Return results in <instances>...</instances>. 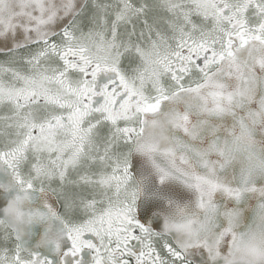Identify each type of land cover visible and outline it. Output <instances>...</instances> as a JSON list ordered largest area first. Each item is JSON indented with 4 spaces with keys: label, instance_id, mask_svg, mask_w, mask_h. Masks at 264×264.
Listing matches in <instances>:
<instances>
[{
    "label": "snow or ice",
    "instance_id": "1",
    "mask_svg": "<svg viewBox=\"0 0 264 264\" xmlns=\"http://www.w3.org/2000/svg\"><path fill=\"white\" fill-rule=\"evenodd\" d=\"M0 264H264V0H0Z\"/></svg>",
    "mask_w": 264,
    "mask_h": 264
}]
</instances>
